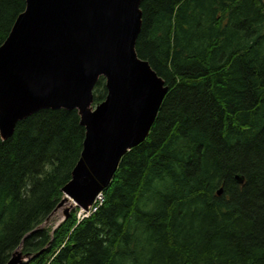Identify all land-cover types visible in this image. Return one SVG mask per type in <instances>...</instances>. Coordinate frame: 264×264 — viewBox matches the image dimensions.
I'll use <instances>...</instances> for the list:
<instances>
[{
  "label": "trees",
  "instance_id": "1",
  "mask_svg": "<svg viewBox=\"0 0 264 264\" xmlns=\"http://www.w3.org/2000/svg\"><path fill=\"white\" fill-rule=\"evenodd\" d=\"M24 8L0 0V45ZM140 11L136 54L168 88L146 139L94 212L49 228L85 131L75 110L18 122L0 139V264L16 250L22 264H264V0ZM92 94L104 100L103 78Z\"/></svg>",
  "mask_w": 264,
  "mask_h": 264
},
{
  "label": "water",
  "instance_id": "2",
  "mask_svg": "<svg viewBox=\"0 0 264 264\" xmlns=\"http://www.w3.org/2000/svg\"><path fill=\"white\" fill-rule=\"evenodd\" d=\"M142 1L25 0L0 45L1 140L45 109L75 110L84 128L79 159L56 209L71 202L87 212L94 205L121 158L146 139L168 90L135 51ZM99 78L106 95L93 106ZM27 259L16 250L6 264Z\"/></svg>",
  "mask_w": 264,
  "mask_h": 264
},
{
  "label": "rangeland",
  "instance_id": "3",
  "mask_svg": "<svg viewBox=\"0 0 264 264\" xmlns=\"http://www.w3.org/2000/svg\"><path fill=\"white\" fill-rule=\"evenodd\" d=\"M69 206H71V209L69 210V212H71L75 208V206L73 204L70 205L67 203L63 207L56 209V211L52 214V216L50 217L48 222L45 224V227L55 228L57 226V224L60 223L64 219L63 218L64 217V209L69 208ZM77 217H78V214H77Z\"/></svg>",
  "mask_w": 264,
  "mask_h": 264
},
{
  "label": "built area",
  "instance_id": "4",
  "mask_svg": "<svg viewBox=\"0 0 264 264\" xmlns=\"http://www.w3.org/2000/svg\"><path fill=\"white\" fill-rule=\"evenodd\" d=\"M97 201L100 203L102 201V198L98 197ZM95 210H96V206L94 204L91 208H89V210L87 212L80 211L79 216H80V218H85V217L89 216L92 212H94Z\"/></svg>",
  "mask_w": 264,
  "mask_h": 264
},
{
  "label": "bare ground",
  "instance_id": "5",
  "mask_svg": "<svg viewBox=\"0 0 264 264\" xmlns=\"http://www.w3.org/2000/svg\"><path fill=\"white\" fill-rule=\"evenodd\" d=\"M100 137H101V136H100ZM68 204L72 205V203H71V202H68ZM79 219H81V218H79Z\"/></svg>",
  "mask_w": 264,
  "mask_h": 264
}]
</instances>
